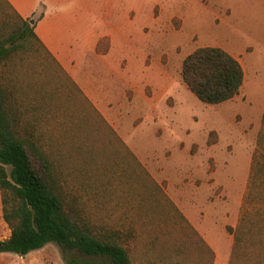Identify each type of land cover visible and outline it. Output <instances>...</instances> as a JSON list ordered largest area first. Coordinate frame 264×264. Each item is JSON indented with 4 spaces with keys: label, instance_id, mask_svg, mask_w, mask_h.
Returning <instances> with one entry per match:
<instances>
[{
    "label": "rangeland",
    "instance_id": "obj_1",
    "mask_svg": "<svg viewBox=\"0 0 264 264\" xmlns=\"http://www.w3.org/2000/svg\"><path fill=\"white\" fill-rule=\"evenodd\" d=\"M90 2L93 32L112 34L116 46L109 57L85 55L77 65L81 71L89 67L99 71L103 76L95 74L96 81L104 77L116 83L111 107L114 117L105 118L72 92V82L43 49L20 54L15 65H0V85L13 91L25 123L35 126L41 149L55 164L62 188L79 216L94 228L118 231L133 264H215L214 251L176 210L129 147L137 144L147 154L151 149L162 152L177 139L186 144L195 141L202 130L199 136L205 144L206 166L210 164L214 171L216 158L220 166L223 164L224 157L218 158V151H235L228 171L239 181L245 176L247 161L251 163L254 157L263 129L264 98L263 106H258L264 97V74L258 79L262 83L252 89L251 102L240 96L235 103L207 106L185 87L182 64L196 49L221 43L225 36L220 20L215 25L213 22L216 28L208 44L201 35L210 30L205 14H200V30L184 26L182 11L187 0ZM200 3L204 8L211 5L208 0ZM106 7H110L109 20L101 13ZM11 12L0 0V31L4 29L5 38L11 34L8 24L17 21ZM169 76L174 87L182 85L184 91L167 99L163 95ZM175 98L180 101V114L171 135L150 112L158 102L172 105ZM159 129L164 131L162 136L157 135ZM120 136L127 138L128 145ZM218 144L214 158L209 150ZM245 191L240 221L230 232L234 246L228 264H264V197L250 183ZM219 193L222 201L227 200L223 188ZM234 205L233 199L229 206ZM11 256L13 264H67L68 259H87L79 251L65 250L55 243L25 257Z\"/></svg>",
    "mask_w": 264,
    "mask_h": 264
},
{
    "label": "crops",
    "instance_id": "obj_2",
    "mask_svg": "<svg viewBox=\"0 0 264 264\" xmlns=\"http://www.w3.org/2000/svg\"><path fill=\"white\" fill-rule=\"evenodd\" d=\"M7 1L24 20L34 23L31 24L34 25L36 36L72 77L93 106L105 118L107 116L114 117L111 107L114 103L115 90L113 87L116 83L106 81L104 77L96 81L95 74L103 76L99 71L93 67L81 71L77 65V61L85 55L97 59L109 57L113 55L116 46L112 34L93 32L92 15L94 11L90 0H80L79 4L73 3V0ZM208 1L211 5L205 6V8L200 6L201 0L185 2L182 11L184 26L188 28L191 25L200 30V14H205L204 17L209 22L208 29L210 30L202 32L201 35L210 44L213 31L216 28L213 27V22L215 25L216 20H220L219 26L224 30L225 38L221 43L205 47L224 49L241 63L245 74L244 84L239 95L220 106L235 103L239 101L240 96H246L248 102H251L252 89L255 87L254 85L262 83L258 79L264 74V0ZM109 8L106 7L101 12L105 20L110 19ZM42 13L44 15L39 19ZM210 17L215 19L212 20ZM106 25L108 26V24ZM261 86L263 89L264 80ZM167 87L163 98L167 97L168 99V96L174 98V94L184 91L182 85L174 87L171 77ZM263 98L262 96L260 101L258 100L259 108L263 106ZM179 105L180 101L175 98L172 105H168L166 101L162 100L151 108V116L156 117L155 121L163 122L166 125L164 131H168L167 133L171 135H174V129L178 125ZM164 131L159 129L157 135L162 136ZM199 132L195 141L186 144L183 140L177 139L172 146L166 147L162 152L151 149L152 151L148 154L142 153L137 144L133 145L134 148L128 147L138 158L140 164L148 168L150 176L164 191L176 210L191 224L206 245L214 251L215 264H228L234 246V236L229 232V228L236 229L240 221V208L250 181L252 158L250 159L251 163L247 161L244 152L247 170L245 176L241 177L239 181L228 171L235 151L231 152L229 149H225L224 152L218 151L217 157H224L223 164L220 166V162L216 158L218 167L211 171L210 164L206 166L203 160L206 150ZM187 133L191 132L188 130ZM121 138L128 145L127 138ZM219 146V144L211 146L209 153L214 156ZM221 188H223V194L227 195V200L222 201V193H219ZM237 192L239 193L237 194ZM233 199L235 205L231 208L229 205ZM208 221H211L213 225L207 224ZM10 237L11 229L3 218L0 191V241ZM224 254L225 256L221 257ZM11 255L16 254L0 253V264H13ZM22 264L27 263L23 262Z\"/></svg>",
    "mask_w": 264,
    "mask_h": 264
},
{
    "label": "trees",
    "instance_id": "obj_3",
    "mask_svg": "<svg viewBox=\"0 0 264 264\" xmlns=\"http://www.w3.org/2000/svg\"><path fill=\"white\" fill-rule=\"evenodd\" d=\"M2 1L17 21L9 22L12 24H8L9 37L5 38L4 29L0 31V65H15V57L20 54L43 49L72 82V92L78 93L91 109L96 110L36 36L34 25L24 20L7 0ZM244 79L241 63L219 47L198 48L182 64L184 85L207 105L233 100L239 95ZM249 183L252 188L260 189L264 197V118ZM0 191L3 218L11 229V237L0 241V253L25 257L55 243L65 250H77L87 258L68 259L67 264H133L118 231L94 228L79 216L68 201L55 164L41 149V138L36 134L35 126L25 123L13 91L8 92L1 85ZM232 231L229 228V232Z\"/></svg>",
    "mask_w": 264,
    "mask_h": 264
},
{
    "label": "water",
    "instance_id": "obj_4",
    "mask_svg": "<svg viewBox=\"0 0 264 264\" xmlns=\"http://www.w3.org/2000/svg\"><path fill=\"white\" fill-rule=\"evenodd\" d=\"M31 23H33V22H31Z\"/></svg>",
    "mask_w": 264,
    "mask_h": 264
}]
</instances>
